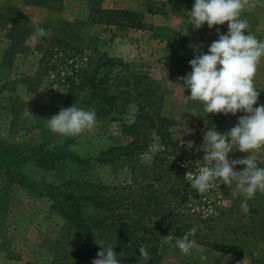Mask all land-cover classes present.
Listing matches in <instances>:
<instances>
[{"label": "rangeland", "instance_id": "374dc122", "mask_svg": "<svg viewBox=\"0 0 264 264\" xmlns=\"http://www.w3.org/2000/svg\"><path fill=\"white\" fill-rule=\"evenodd\" d=\"M194 2L43 0L40 4L37 0H0L5 10L17 7L34 24L51 26L45 29L49 41L42 42L44 51H38L40 40L30 39L25 44L30 50L15 55L8 54L9 27L0 25V159L12 163L21 156L31 155L42 144H55L53 150H49L48 145L41 155L19 164L16 169L43 186H64L78 179L74 181L137 190L133 166L152 162L160 149L156 136L147 152L134 154L130 161H99V158L109 148L128 143L124 124L132 123L139 112V104H144L153 105L154 111L171 119V132L181 150L179 159H172L185 162L187 178L191 180L201 166L196 161L203 160L204 153L198 149L203 144L204 133L213 127L225 133L243 115L241 112L235 116L205 113L200 102L187 97L190 90H183V81L178 80L191 72L189 61L198 54L189 45H201V51L207 53L211 43L218 39L217 29L221 34L228 31L227 22L212 29L205 24L194 31L188 25ZM97 10L137 12L148 25V32L94 29L90 19L94 12L96 16ZM242 18L248 20L251 33L264 30V0H250ZM179 30L187 35H179ZM53 37L62 38L64 42L50 45ZM181 45L183 50H179ZM106 58L122 60L129 66L124 73L128 78L120 85L126 88L127 82L133 84V100L126 105L119 102L106 114L95 110V128L79 136L61 137L52 133L46 119L81 100L77 94L69 96L73 80L77 83L88 65L97 68ZM260 63L264 66V59ZM260 71L264 73V69ZM127 74L138 75L144 80L132 79ZM168 79L175 84L165 86ZM255 80L257 89L264 88V83L257 85L258 80L264 79ZM139 93L145 97L138 99ZM259 104H264V93L255 106ZM79 108L89 109L87 105ZM189 142H193L192 147ZM57 150L90 161L81 165ZM247 155L239 151L229 154L231 159ZM258 166L264 167V164ZM243 167L237 165L235 170L242 171ZM236 191L235 184L229 188L217 181L209 191L191 201L189 207L212 217L211 228L204 232L216 246L197 245L205 249L203 255L219 252L231 255L233 260L242 259V264L260 262L258 260L264 259V194L257 192L255 198L248 201L250 212L245 214L240 207L243 196L232 195ZM53 208L56 206L50 195L21 183L19 178L0 168V264H52L65 225V220ZM176 239L166 237L162 243V252L169 264H193L194 259L198 260L201 253L193 249L190 254H183L175 244ZM223 244L228 246L229 252L218 250Z\"/></svg>", "mask_w": 264, "mask_h": 264}, {"label": "trees", "instance_id": "16d2710c", "mask_svg": "<svg viewBox=\"0 0 264 264\" xmlns=\"http://www.w3.org/2000/svg\"><path fill=\"white\" fill-rule=\"evenodd\" d=\"M37 2L41 4L43 0ZM5 9L0 6V25L9 27L7 35L11 45L8 54L28 52L30 49L25 44L31 39L34 29L29 24H34L33 21L17 7ZM90 22L137 30H147L148 27L139 13L129 10H97L96 16L95 12L92 14ZM39 26L46 30L51 28L49 24ZM45 40L49 41V37L40 39L38 51H44L42 42ZM63 42L62 38L53 37L49 44ZM51 49L54 50L49 48L50 51ZM47 52L48 50L44 56ZM99 64L94 69L88 65L81 80L77 83L73 80L69 96L77 94V98H81L77 101V107L87 105L89 109L106 114L119 102H124L125 105L130 103L134 89L131 82H127L126 88L120 85L128 78L124 73L128 72L126 69L129 66L124 61L106 58ZM128 76L132 79L142 78L138 75ZM138 85L141 86L140 83ZM144 97L145 94L139 93L138 99ZM138 109L136 119L124 124L123 132L129 137L128 143L109 148L99 158V161H130L134 154L147 152L156 136L160 149L153 156L152 162L133 166L137 190L74 181L78 179H72L64 186H43L16 169L19 164L41 155L48 145L55 144H42L31 155L21 156L12 163H4L0 159V168L19 178L21 183H27L50 195L56 206L53 210L65 220L52 264L92 263L100 251V246L95 241L113 246L121 264H143L139 252L143 245L147 246L151 256L148 264H169L162 252L164 238H178L193 227L196 228L194 239L197 244L216 246L204 232L211 228L212 217L189 207L192 205L191 201L200 194L191 187L185 162L172 159H179L177 156L181 150L171 132V119L154 111L153 105L149 107L139 104ZM57 152L68 155L62 150ZM68 156L81 165L90 161L70 153ZM72 189L74 190L71 191ZM217 248L229 252L227 245Z\"/></svg>", "mask_w": 264, "mask_h": 264}, {"label": "clouds", "instance_id": "9594fccd", "mask_svg": "<svg viewBox=\"0 0 264 264\" xmlns=\"http://www.w3.org/2000/svg\"><path fill=\"white\" fill-rule=\"evenodd\" d=\"M250 0H195L189 16L193 30H200L205 24L209 29L227 22L228 31L221 34L217 29L218 39L208 47L207 53L201 51V45H189L195 55L189 61L191 72L178 80L183 81L182 88L190 90L187 96L194 102H200L207 114L243 113L238 122L227 132L221 133L214 127L203 135V144L198 151L204 153L199 172L191 178V187L199 194L209 191L217 181L229 188L235 184L236 192L232 195L243 196L240 207L248 214L249 200L255 198L257 192L264 194V104H258L260 91L255 85V78L262 59H264V40L258 39L250 32V25L242 13L249 7ZM33 33L31 39L39 41L49 33L38 24H29ZM188 27V26H187ZM187 29V28H186ZM185 29V31H186ZM187 33V31H186ZM187 35V34H186ZM175 83L169 79L165 86ZM47 128L61 137H76L85 131H91L97 123L94 109H83L73 104L61 108L58 114L46 119ZM193 142H189L192 147ZM49 150L54 145H49ZM233 151L248 153L246 158L231 159ZM243 170L237 171L236 166ZM196 228L183 233L175 241L179 250L188 255L193 249L201 253L205 249L197 245L194 239ZM100 251L92 264H121L113 246H105L103 241L97 242ZM143 264H148L151 256L147 246L139 248Z\"/></svg>", "mask_w": 264, "mask_h": 264}, {"label": "crops", "instance_id": "0c3cea01", "mask_svg": "<svg viewBox=\"0 0 264 264\" xmlns=\"http://www.w3.org/2000/svg\"><path fill=\"white\" fill-rule=\"evenodd\" d=\"M89 7V6H88ZM94 29H98V30H104L107 28H113V29H126L128 33L130 32H134V33H139V34H145L148 32V30H137V29H133V28H125V27H117V26H112V25H106V24H99V23H92ZM179 35L182 36H186V33L184 34L183 31L179 30L178 31ZM252 34H254L258 39L259 37L262 38L261 40H264V30H254L252 31ZM183 45H181L179 47V50H183ZM263 63H260L259 68H258V72L256 75V78L258 79H264V73L262 71H260L261 69H264V66L262 65ZM258 84L260 85V83H264V81L260 82L261 80H258ZM256 82V80H255ZM257 83V82H256ZM264 85V84H262ZM260 91V96L261 94L264 93V88L262 89H258ZM206 260H201L200 258H198V260L194 259L193 264H242L243 260L242 259H237V260H233L231 255H228L227 253H219V252H208V255ZM260 262H253L252 264H264V259L262 260H258ZM221 262V263H220ZM248 261H245L244 264H247Z\"/></svg>", "mask_w": 264, "mask_h": 264}]
</instances>
